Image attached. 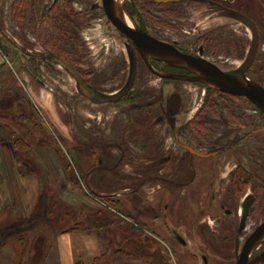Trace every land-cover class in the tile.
I'll use <instances>...</instances> for the list:
<instances>
[{"label": "rangeland", "instance_id": "374dc122", "mask_svg": "<svg viewBox=\"0 0 264 264\" xmlns=\"http://www.w3.org/2000/svg\"><path fill=\"white\" fill-rule=\"evenodd\" d=\"M15 1L0 0V28L25 50L51 55H28L0 34V52H4L7 65L0 71V138H14L15 134L9 133L13 129L27 139L31 146L18 153L20 162L44 170L55 188L49 187L48 196L30 220L16 221L9 206L0 212V264H57L58 235L77 230L97 233L104 251L77 264H237L236 243L240 241V251L264 220V131L252 134L251 142L225 156L191 158L176 145L159 98L160 87L168 95L172 84L164 85L141 59L134 89L118 103L109 104H95L83 96L76 78L53 60L59 58L107 94L124 85L130 68L129 41L109 23L101 0H91L95 15L84 27L69 31L60 28L57 16L54 25L30 26L25 0ZM146 1L121 0L117 8L137 26ZM238 5L260 30L258 57L247 75L264 85V0H240ZM69 6L75 12L80 9L79 5ZM179 6L184 7L183 12L176 22L170 20L191 32L184 34L180 46L195 51L210 47L206 56L226 70L241 66L251 44L245 25L222 12L213 20L212 10L198 3L186 1ZM217 25L227 27L229 35L226 32L214 45L193 31L197 26L205 32ZM150 26L158 27L152 21ZM234 37L239 55L233 54ZM223 41H230V49L221 45ZM218 47L221 51L215 54ZM178 88L183 94L179 126L195 115L206 91L189 83ZM208 98L225 105L233 116L250 118L252 130L264 127L263 114L244 98L213 92ZM224 114L227 116V110ZM18 116L34 119V125L30 122L33 126L27 123L31 131L20 133L21 127L11 124L25 122ZM40 122L45 128L36 125V129ZM1 150L0 176L10 177V157ZM76 151L82 155L75 157ZM58 152L68 161L70 171ZM82 165L91 166L92 171L79 178L77 171ZM236 170L243 177L251 172L252 189L250 184L230 187ZM249 192L252 214L246 230L239 234ZM226 209L233 213L226 215Z\"/></svg>", "mask_w": 264, "mask_h": 264}, {"label": "flooded vegetation", "instance_id": "af4514ba", "mask_svg": "<svg viewBox=\"0 0 264 264\" xmlns=\"http://www.w3.org/2000/svg\"><path fill=\"white\" fill-rule=\"evenodd\" d=\"M20 1L22 0H16L15 4H17ZM101 1H102V8H103L104 14L106 18L108 19L109 23L124 38H126L129 41L128 42L129 46L127 47V51H128L129 61H130V68H129V73H128L126 82L120 89L115 91V93L108 94V95H113V94L118 93L128 84L130 80V76H131V71H132V59L133 58L135 60L136 73H135L133 86L131 87L129 92L116 102L97 103V102L92 101L87 96L85 95L83 96L87 97L89 100H91L95 104L118 103L124 97L128 96L131 93V91L134 89L135 82L137 80V76L139 72L138 59H141L143 63L145 64L146 68L149 70V72L153 74L156 78L163 81L164 85L172 84L173 91L169 93L168 95H166L164 89L160 87L159 98H160V101L163 102L164 107L166 108L165 115H166L167 121L170 127L174 130L173 131L174 140H175L176 145L183 151L187 152L191 158L195 157V158H199L202 160H212L215 158L225 156L226 154L233 152V150H235L237 147L238 148L242 147V144L244 142L245 143L247 141L251 142L252 134H256L258 131L259 132L264 131V127H261L259 130H252V120L250 118H247L245 116L241 117L238 115L233 116L234 112L230 111L227 107L225 108V105H221V104L219 105L218 103L211 101L208 98L209 92L218 93L221 95H226V96H231V97H236V98H244L249 105L253 104L264 116V112L256 104H254L248 97L223 92L209 85L206 82L191 79L192 77H196L197 73H194L190 69L181 67L179 65H175V64L166 62L162 59L149 56L148 57L149 64H151L152 68L159 74L154 73L148 66V63L145 61V59L140 54L133 40L127 37V35L124 32H122L120 29H118L109 19V17L107 16L104 10L103 0ZM186 1H191L193 3L204 5L206 6L204 7V9L206 10L211 9L212 12H211L210 18L213 20L218 19L220 17L218 16L217 18H215V15H217L218 13H221V12L226 13L227 16L242 23L249 30V32L251 33V44H250L246 58L244 59L241 66H239L236 70H226L222 68L217 62H214L213 60H211L210 57L206 56L207 49L211 50L210 47H207V48L199 47V50L195 51L191 49H185L184 47L180 46V42L184 39V34L185 33L190 34L191 32L186 30L183 26H177V24L173 23V21L176 22L175 21V19L177 18L176 16H179L180 11L183 12L184 7H181L179 5ZM239 1L240 0H233L234 2L233 3V2L226 1V0H148V2L146 1V3L142 4V7H143L142 13L144 15L137 16L138 17L136 21L137 26L133 25L128 20L126 21L132 28L145 32L147 35H149L152 38H155L156 40L160 42L172 45L175 48H177L179 51L185 54L192 55L194 57L202 58L206 61H209L210 63L216 65L218 68H220L225 73L236 75V76H242V68L247 60V57L249 55V52L252 46L253 34L251 31V28L246 23L242 22L237 17H235V13H240L248 17L255 24L257 28L258 35H259V44H258L256 58L253 64L255 63L258 57L261 36H260L259 27L257 23L255 22V20L252 18V16L246 14L244 11L239 10V5H238ZM25 2L28 8L27 10L28 18L27 19L29 20L30 26L37 27V25L44 24L48 27L50 25H54L56 21L55 17L57 16L59 18L60 28L66 31L73 29L72 27H75V28H77V26L84 27V25L88 22V20L91 19V17L95 15V11H96V7L90 4L91 0H25ZM69 5H72V6L79 5L80 9L78 10V12H75V10L71 8ZM153 9H156L157 12L154 11ZM150 12L157 13L158 17L155 16L152 18H148L152 16V15L147 16V14ZM134 18L136 19L135 15H134ZM170 19H173V21ZM211 19L208 21H211ZM150 20L153 22V25H156L157 23L158 27H156L155 29L154 27L151 28ZM46 26H43V27H46ZM197 27L194 28L193 31L199 32L200 34L199 39L204 38V41L206 43L211 42L212 45H214L215 43L217 44L219 41V38L224 37L223 34L225 35L226 32H227V35H229L228 33L229 29L225 26L222 27V26L217 25L216 29H212L208 31L206 30L205 32H201L202 27H199V28ZM234 39H235V43L232 49L233 54L239 55L240 46L237 43V39L235 37ZM227 42L228 43H225L223 41L221 45L223 46L225 44L226 46H228V49H230V41H227ZM15 44L19 46V47L15 46L16 48L23 50L28 55L36 56L40 58H43V57L49 58V56H46V54L49 52H46L40 55L38 54V52L25 50L22 47V45L16 42ZM217 50L219 51L215 52V54L216 53L219 54L221 51L219 47L217 48ZM253 64H251L250 67L245 72V77L250 81H254V80H252V78L249 77L247 74L249 70L252 68ZM80 75L88 83V85H90L93 89L103 94H107L95 88L89 81H87L84 78L82 73ZM182 83H189V84L203 86L204 90L206 91V94H205L206 97L205 99L202 100V102L198 103L199 106L197 108L195 115L188 122H185L182 125L178 126L179 124L178 115L180 114L182 106H183V94L181 93V90L178 88V86H181ZM259 84L264 87L263 84L261 83ZM217 106H219L220 108ZM215 108H217L219 111L216 110ZM175 109H177V112L176 114H173L172 111ZM225 109L227 110V116H224L225 115L224 112L226 111ZM160 121L161 119H158V122ZM193 127L196 130L197 128H199L200 131H197V133L193 132L194 130ZM250 145L252 146V144ZM194 169L195 167L191 168V170L195 171ZM237 171L238 170L233 172V174L231 175V181H229L230 187L231 185L234 186L235 184L236 186L234 187L240 188L244 184H246L247 186L250 184L251 186L250 189H252L251 172L248 177H243ZM246 198H247L246 201L248 202V204H247V207H244L243 212H242L243 220L238 229L239 234H241L242 232L246 230L247 228L246 223L252 214V192H249V194L246 195ZM225 213L226 215H231L233 211L230 209H226ZM263 222L264 220H262L252 230V232L248 235L247 239L256 230V228L259 225H261ZM247 239L245 240L240 251H239L240 241L236 243L235 250L237 253H239L237 261L240 257V254L242 252V249ZM263 250H264V241L260 243L254 249V251L252 252L251 259L253 260L254 258H256ZM262 263H264V261Z\"/></svg>", "mask_w": 264, "mask_h": 264}, {"label": "water", "instance_id": "95a60500", "mask_svg": "<svg viewBox=\"0 0 264 264\" xmlns=\"http://www.w3.org/2000/svg\"><path fill=\"white\" fill-rule=\"evenodd\" d=\"M103 5L109 19L118 29L124 32L127 37L133 40L140 54L148 63V66L154 73L159 74L152 68L151 64H149V56L162 59L175 65H179L181 67L190 69L194 73H197V76L192 77L191 79L206 82L223 92L246 96L264 112V87L255 81L248 80L245 77L246 70L250 67L251 64H253L256 58L259 44V35L257 28L248 17L240 13H235V17L246 23L251 28L253 34L252 46L247 60L243 65L242 76H236L223 72L220 68L210 63L209 61L185 54L172 45L160 42L155 38L150 37L145 32L132 28L126 21L124 15L118 11L115 0H103ZM12 43L16 47H19L17 44H15V42L12 41ZM46 56H50V52L47 53ZM53 60L58 62L63 68L67 69L76 78L79 85V90L83 95L87 96L92 101L97 103L116 102L120 100L124 95H126L133 86L136 73L134 58L132 59V71L128 84L121 91L113 95L98 92L90 85H88V83L74 68H72L59 58H54ZM176 112L177 109L172 111L173 114H176ZM263 241L264 222L259 225L247 239L237 261V264L262 263L264 261V250L253 260L251 259V256L254 249Z\"/></svg>", "mask_w": 264, "mask_h": 264}, {"label": "crops", "instance_id": "0c3cea01", "mask_svg": "<svg viewBox=\"0 0 264 264\" xmlns=\"http://www.w3.org/2000/svg\"><path fill=\"white\" fill-rule=\"evenodd\" d=\"M3 66V67H2ZM6 58L0 52V71L6 69ZM20 120L21 117L17 118ZM40 121V120H39ZM12 121V125H17L20 128V133H26L29 128H27V123ZM16 130H9V133L15 134L14 137L22 136L16 133ZM11 136V135H10ZM14 138L4 137L0 138V148L6 150V155L10 157L9 166L13 169L10 177L0 176V184L5 189H1L0 186V212L4 210L6 206L11 208V213L16 221L30 220L36 213L39 204H42L43 198L47 197L49 194V187L54 189L48 182L47 173H33V164L25 166L20 162L18 153L13 147ZM1 150V151H2ZM80 151L77 154L75 152L74 156L82 155ZM84 154V153H83ZM13 157V159H11ZM1 162V161H0ZM9 167V169H10ZM8 169V168H7ZM45 169V168H44ZM47 171V169H46ZM92 171L91 166L82 165L78 168V176H87ZM9 172V170L7 171ZM24 174V175H23ZM9 200V201H8ZM104 251H102V244L98 240V234L83 232L81 230L63 232L58 235L56 239V262L57 264H77L81 259L89 260L88 258L94 259L100 256Z\"/></svg>", "mask_w": 264, "mask_h": 264}, {"label": "trees", "instance_id": "16d2710c", "mask_svg": "<svg viewBox=\"0 0 264 264\" xmlns=\"http://www.w3.org/2000/svg\"><path fill=\"white\" fill-rule=\"evenodd\" d=\"M26 13H27V11H26ZM0 34H1V36L4 38V39H6V41H8V43L9 44H12V45H14L13 43H12V40L7 36V34L6 33H4L3 32V30L0 28ZM54 45L56 46V44H52V46L54 47ZM0 49L2 50V48L0 47ZM2 52V54L4 53L3 51H1ZM3 67V66H2ZM18 117H21V119H23L26 123H30V122H32V124L35 122L34 121V119L33 118H31V117H29L28 116V118H25V117H27V116H18ZM41 121V120H40ZM31 124V123H30ZM31 124V125H32ZM27 125V124H26ZM34 125V124H33ZM32 125V126H33ZM36 125H40V127L43 125L44 126V124H43V122L41 123L40 122V124H35V127H36ZM27 128H31L30 127V125L27 127ZM44 128H45V126H44ZM34 129V128H33ZM36 129H37V127H36ZM28 131H31V129L30 130H28ZM30 146H31V143L27 140V139H25V138H22L21 136H15L14 137V140H13V147H14V150L17 152V153H22V152H24V151H27V150H29V148H30ZM58 154H59V157H60V159H61V162H63V165H64V168L66 169V171L68 172V171H70V169H71V166L68 164V161L66 160V158H64V156L60 153V152H58ZM33 169V168H32ZM32 172L35 174V173H39L40 171H38V170H36V169H33L32 170ZM41 173V172H40ZM24 175V174H23Z\"/></svg>", "mask_w": 264, "mask_h": 264}, {"label": "bare ground", "instance_id": "6f19581e", "mask_svg": "<svg viewBox=\"0 0 264 264\" xmlns=\"http://www.w3.org/2000/svg\"><path fill=\"white\" fill-rule=\"evenodd\" d=\"M115 1H116L117 6H118L121 0H115Z\"/></svg>", "mask_w": 264, "mask_h": 264}]
</instances>
